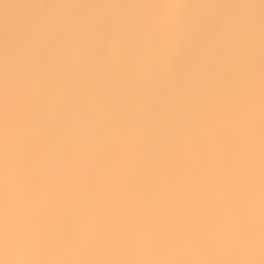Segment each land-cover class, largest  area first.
<instances>
[{"label": "clouds", "instance_id": "clouds-1", "mask_svg": "<svg viewBox=\"0 0 264 264\" xmlns=\"http://www.w3.org/2000/svg\"><path fill=\"white\" fill-rule=\"evenodd\" d=\"M85 16L0 40V264H264V0Z\"/></svg>", "mask_w": 264, "mask_h": 264}, {"label": "bare ground", "instance_id": "bare-ground-1", "mask_svg": "<svg viewBox=\"0 0 264 264\" xmlns=\"http://www.w3.org/2000/svg\"><path fill=\"white\" fill-rule=\"evenodd\" d=\"M235 0H0V40L19 34L25 25L35 18L41 5L53 4L66 6L73 12L86 14L85 18H93V14L103 8L116 6L118 9L127 10L135 8L143 9L152 5H188L209 6V8L233 3ZM251 3H259V0H248ZM197 214L190 216L192 221L197 219L208 220L211 223L219 222L223 215V208L214 202H207L200 206ZM178 215L184 216L185 210L179 209ZM75 259V258H74ZM86 264L88 261H107L112 258H99L89 255L82 258ZM250 257L246 253H226L209 251L205 254L190 252L175 253H150L148 255L129 258L128 264H248Z\"/></svg>", "mask_w": 264, "mask_h": 264}]
</instances>
